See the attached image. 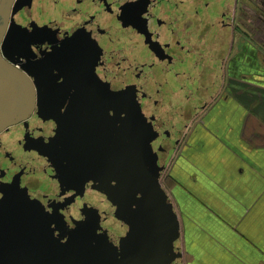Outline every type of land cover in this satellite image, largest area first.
Masks as SVG:
<instances>
[{"label": "flooded vegetation", "instance_id": "1", "mask_svg": "<svg viewBox=\"0 0 264 264\" xmlns=\"http://www.w3.org/2000/svg\"><path fill=\"white\" fill-rule=\"evenodd\" d=\"M263 28L264 0H0V202L30 203L36 215L25 217L64 257L120 264L134 202L120 190L135 158L130 105L157 133L155 154L146 140L139 152L156 157L170 198L183 132L244 81L231 74L239 65L263 66ZM77 230L78 258L68 249ZM19 253L2 243L0 264L30 257Z\"/></svg>", "mask_w": 264, "mask_h": 264}, {"label": "crops", "instance_id": "2", "mask_svg": "<svg viewBox=\"0 0 264 264\" xmlns=\"http://www.w3.org/2000/svg\"><path fill=\"white\" fill-rule=\"evenodd\" d=\"M186 129L170 170L181 264H264V64ZM240 90V93H235Z\"/></svg>", "mask_w": 264, "mask_h": 264}, {"label": "water", "instance_id": "3", "mask_svg": "<svg viewBox=\"0 0 264 264\" xmlns=\"http://www.w3.org/2000/svg\"><path fill=\"white\" fill-rule=\"evenodd\" d=\"M123 108L124 104L121 99L120 109ZM203 108L204 106L201 109ZM129 109L136 112L135 135L133 138L135 158L131 159L129 157V162L124 167L126 184L122 183L120 190L125 194L126 189L129 188L134 202L130 206V219L127 210L122 218L130 225L131 232L130 246L128 247L130 255L128 254L126 258L123 257L120 264H128V262L129 264H175L176 259L181 264L182 255L177 244L179 241V221L176 218L170 198L157 182L160 168L156 166V157L152 156L147 160L144 153L139 152L143 151L140 144L143 143V140H146L145 148L152 155L155 154L151 144L157 139V133L151 129V126L148 127L144 124V119L138 112L136 104H131ZM182 136L181 146L186 142L184 132ZM119 149L121 152L125 151L122 146ZM141 176H143V179H140ZM128 181L129 187L127 186ZM143 189L146 190V195L142 197L141 194V198H138L139 191ZM22 199L24 198L16 197L8 199L7 202H0V234L7 233L6 237H1L0 245L4 243L5 251L8 250L10 253L17 254L20 249L19 254L24 253V255L30 256L26 260L23 259V261L18 258L16 261L18 264H115L111 257L108 259L102 258L97 262H92L89 256L78 261L69 259L68 254L64 257L63 253L60 252L62 247L54 245L53 238L46 235L45 226L40 224L37 227L35 219L25 217L28 214L35 216L36 212L29 209L31 204ZM11 201L13 203H10ZM12 207L15 208L7 209ZM80 235L81 231L77 230L69 236L71 237L68 244L69 254L71 252L77 254L78 249L73 245V241L77 240ZM53 246H55V252L59 251V254H55V261L51 258V254H54ZM78 257L77 254L76 258Z\"/></svg>", "mask_w": 264, "mask_h": 264}, {"label": "rangeland", "instance_id": "4", "mask_svg": "<svg viewBox=\"0 0 264 264\" xmlns=\"http://www.w3.org/2000/svg\"><path fill=\"white\" fill-rule=\"evenodd\" d=\"M264 29V28H263ZM214 31L215 30H213V32H210L208 29H207V32H206V34H205V37L203 38V39H205L206 40V42L207 43H209L210 42V40H211V38H212V35H213V33H214ZM207 49V48H206ZM205 81H203L202 83H204ZM178 244V243H177ZM178 262V261H177ZM178 264H179V262H178Z\"/></svg>", "mask_w": 264, "mask_h": 264}]
</instances>
